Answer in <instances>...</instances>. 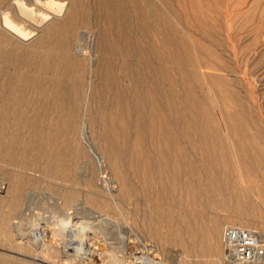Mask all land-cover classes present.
<instances>
[{"label":"rangeland","instance_id":"374dc122","mask_svg":"<svg viewBox=\"0 0 264 264\" xmlns=\"http://www.w3.org/2000/svg\"><path fill=\"white\" fill-rule=\"evenodd\" d=\"M22 1L49 14L10 32L24 48L69 6L87 17L77 54L87 61L90 97L78 103L87 153L45 171L52 138L31 151L36 166H0V264H234L225 226L264 237V0H126L122 11L113 0L107 13L96 0H57L63 13L49 0ZM18 169L21 199L10 207ZM81 247L94 253L83 262Z\"/></svg>","mask_w":264,"mask_h":264},{"label":"bare ground","instance_id":"6f19581e","mask_svg":"<svg viewBox=\"0 0 264 264\" xmlns=\"http://www.w3.org/2000/svg\"><path fill=\"white\" fill-rule=\"evenodd\" d=\"M79 1L70 0L72 3ZM112 1L96 0L106 13ZM116 1L119 11H122L127 1L132 3L134 0ZM49 2L55 4L59 12L65 7L64 3L57 0H49ZM72 9L69 6L61 20L47 25V38H38L34 46L24 48L21 44L11 43L12 33L10 32L21 31L19 27L21 28L29 17H33L37 22L39 20L43 22L49 18V14L34 10L22 0L4 2L0 12V166L16 165L19 168L36 166L37 154L33 155L31 151L40 153L46 151L52 138L55 140V152L47 151L46 154L43 152L46 158L43 164L45 171L54 167L64 168L71 164L74 156L81 157L87 153L81 142L83 135L81 122L85 117L78 108V103L90 97L89 87L83 80L87 61L78 57L77 54L84 48L81 42L84 33H80L79 28L86 26L88 21L83 11L78 13ZM11 18L16 19L19 24H15ZM1 20H3V26H1ZM100 27L99 38L102 46L109 48V45L104 43L106 28ZM40 47L45 48L41 53L38 52ZM83 51L81 53L85 55ZM47 72L51 73L50 78L44 75ZM93 96L96 99L101 97L99 91ZM63 131L64 134H61ZM22 132L27 133L26 137L21 136ZM104 148L113 169L118 171L117 159L109 144L105 143ZM16 172L17 174L11 180V190L8 195L10 207L20 201L24 184L21 170L18 169ZM1 188L3 187L0 186ZM188 197L194 200L191 192L188 193ZM244 207L238 204L240 211L244 210ZM183 221L187 230L193 233L195 227L190 218L185 217ZM213 227L218 230L216 223H213ZM198 228L202 229V226L199 224ZM257 235L262 239L263 234ZM217 237L219 238L218 233ZM198 244L201 253L206 252L207 241L202 240ZM63 250L70 251L66 247ZM101 250L98 252L99 255L105 254V250ZM79 252L82 255L76 256L80 257L82 262L86 254L93 253L83 247L79 249ZM32 260L37 262L39 259L37 257ZM177 263L187 264V261L181 257L177 259Z\"/></svg>","mask_w":264,"mask_h":264},{"label":"built area","instance_id":"2783aa9c","mask_svg":"<svg viewBox=\"0 0 264 264\" xmlns=\"http://www.w3.org/2000/svg\"><path fill=\"white\" fill-rule=\"evenodd\" d=\"M224 251L235 264H264V240L251 230L227 225L223 229Z\"/></svg>","mask_w":264,"mask_h":264}]
</instances>
